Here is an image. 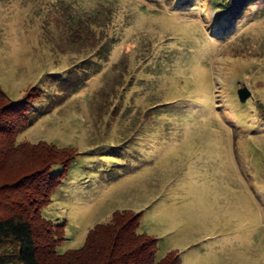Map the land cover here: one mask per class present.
<instances>
[{
	"label": "rangeland",
	"instance_id": "1",
	"mask_svg": "<svg viewBox=\"0 0 264 264\" xmlns=\"http://www.w3.org/2000/svg\"><path fill=\"white\" fill-rule=\"evenodd\" d=\"M192 1L0 0L6 95L20 98L42 78L62 88L18 140L83 155L44 209L65 226L59 251L128 209L141 214L137 230L159 238L157 258L264 264V0L227 34L213 27L217 9ZM70 7L110 18L78 40ZM241 84L252 94L245 102Z\"/></svg>",
	"mask_w": 264,
	"mask_h": 264
},
{
	"label": "trees",
	"instance_id": "2",
	"mask_svg": "<svg viewBox=\"0 0 264 264\" xmlns=\"http://www.w3.org/2000/svg\"><path fill=\"white\" fill-rule=\"evenodd\" d=\"M171 1L172 7L183 8L186 1L191 3L188 7L196 5L192 0ZM206 1L221 14L213 27L227 34L239 20L256 12L258 8L253 10L251 6L262 0ZM66 12L67 25L80 34L78 40L84 41L110 18L99 7L80 11L70 7ZM82 24L86 25L82 26L84 31ZM104 46L101 43L97 49L93 47L88 58L98 55ZM92 65L95 62L88 66ZM42 79L16 99L6 95L0 86V264H181L179 254L173 251L156 257L159 238L137 230L141 214L128 209L117 210L106 221L93 226L81 246L58 250L65 226L47 219L44 209L53 201V194L63 180L82 164L83 155L73 146H59L45 140L35 143L18 140L21 131L47 112L46 105L43 109L39 106L42 101L62 90L56 87L54 92L50 91L43 86ZM71 79L69 92L80 83L78 77ZM117 158L120 161L122 157ZM111 167L118 168L115 163Z\"/></svg>",
	"mask_w": 264,
	"mask_h": 264
},
{
	"label": "water",
	"instance_id": "3",
	"mask_svg": "<svg viewBox=\"0 0 264 264\" xmlns=\"http://www.w3.org/2000/svg\"><path fill=\"white\" fill-rule=\"evenodd\" d=\"M242 86L237 89V95L241 102H245L248 98L252 96L251 91L247 86L241 84Z\"/></svg>",
	"mask_w": 264,
	"mask_h": 264
}]
</instances>
